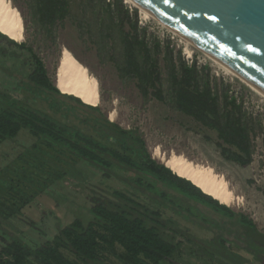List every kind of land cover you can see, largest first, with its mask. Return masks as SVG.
<instances>
[{
  "label": "trees",
  "instance_id": "trees-1",
  "mask_svg": "<svg viewBox=\"0 0 264 264\" xmlns=\"http://www.w3.org/2000/svg\"><path fill=\"white\" fill-rule=\"evenodd\" d=\"M77 1L28 0V6L32 20L51 32L73 17L72 5ZM79 2L83 13L90 10L97 14L99 54L115 65L122 80L135 81L145 100L153 97L216 132V146L227 161L242 167L252 164L256 130H262V124L248 113L244 98L233 94L229 83L212 75L209 65H198L196 59L193 64L186 62L170 41L162 43L149 35L147 28L139 25L137 10L131 13L123 0ZM87 32L92 37V32ZM0 56V147L25 132L36 140L27 154L35 155L44 147L70 157L72 164L65 162L68 169L62 176L70 174L82 181L83 173L75 164H88L102 173L105 181L100 185H105L107 193L90 207H83L84 213L58 235L41 243L12 231L17 230L14 222L34 197L1 181L0 193H9L0 197V264H105L106 254L119 257L124 264H176L174 256L184 252L185 243L199 244L208 258L206 263L264 264V235H259L247 216L235 213L153 159L137 131L122 129L111 123L100 107L62 93L42 59L26 43L0 31ZM6 61L20 62L28 71L8 68ZM29 91L47 97L50 109L77 121L97 137L29 104L24 98ZM102 140L116 143L118 148ZM107 181L112 184L106 185ZM189 203L206 207L220 220L205 217ZM184 220L201 228L206 225L203 229L210 231V237L193 235L191 228L183 227ZM230 222L251 230L259 239L238 233L231 239ZM117 246L123 249L121 254Z\"/></svg>",
  "mask_w": 264,
  "mask_h": 264
},
{
  "label": "rangeland",
  "instance_id": "rangeland-1",
  "mask_svg": "<svg viewBox=\"0 0 264 264\" xmlns=\"http://www.w3.org/2000/svg\"><path fill=\"white\" fill-rule=\"evenodd\" d=\"M9 1L20 11L24 20L25 36L24 41L20 43H26L42 59L55 85L62 50L66 48L82 65L87 67L90 75L98 80L101 102L96 106L100 107L102 114L111 123L119 125L124 130L137 131L145 142L151 157L159 163L164 164L162 157L170 158L177 155L194 164L211 166L225 177L235 193L237 200L228 207L237 214L247 216L254 222L259 235H264V96L262 94L215 63L183 37L149 16L144 10L128 0H123L131 13L137 10L139 25L147 28L149 35L157 37L162 43L170 41L176 52H182L186 62L192 57L199 65H209L212 75L229 83L232 86V93L244 98L245 109L248 113L260 120L262 130H256L253 162L248 167H242L227 161L221 155L220 149L216 146L218 141L216 132L204 128L191 117L170 109L153 97L145 100L137 89L135 81L120 78L115 65L99 54L100 23L97 14L95 15L90 10L83 13L79 0L72 5L71 15L73 17L58 24L51 32H47L40 24L32 20L28 0ZM82 24L90 27L83 29L80 26ZM89 30L92 32V37L87 34ZM24 54L27 55L26 52ZM14 63L15 61H6L5 65L15 71H28V68L20 65V62L13 65ZM26 95L24 98L29 101V104L77 127L82 132L97 137L92 130L85 128L77 121L50 109L47 97L35 96L31 91ZM35 142L34 138L23 132L18 140L5 143L0 147V182H10L25 194L34 197L32 203L22 209V215L14 222L17 230H12L13 233L17 235L22 232L28 238L44 243L58 235L60 229L70 225L83 214V207H90L97 197L107 193H104L105 185H100L105 181L102 173L88 164L78 161L75 164V168L83 173L86 180L82 181L70 174L62 176L68 169L65 162L71 163L73 160L70 157L61 156L55 150L44 149V147L35 155L27 154V149ZM103 142L109 147L118 148L116 143ZM4 169H9L11 172L2 173ZM121 178L128 181L127 177L121 176ZM114 182L116 187H120V183ZM108 184L112 183L107 181L106 185ZM7 193H0V197L7 196ZM189 205L209 219L220 220L221 218L202 205L196 203H189ZM229 224L234 232L231 239L236 233L259 239L254 233L252 236L251 230L240 224L235 222ZM182 225L185 229L191 228L190 233L195 236H201L202 239L210 237V231L203 229L206 225L201 228L185 220ZM178 239L181 238L178 237ZM238 245L244 246L241 242ZM117 248L118 253L121 254L123 249L120 246ZM183 249L184 252L174 256L176 264H217L215 262L206 263L208 258L199 244L185 243ZM105 257V264H124L119 257L114 255L106 254ZM250 264L262 263L251 262Z\"/></svg>",
  "mask_w": 264,
  "mask_h": 264
},
{
  "label": "water",
  "instance_id": "water-1",
  "mask_svg": "<svg viewBox=\"0 0 264 264\" xmlns=\"http://www.w3.org/2000/svg\"><path fill=\"white\" fill-rule=\"evenodd\" d=\"M131 1L220 59L264 96V0Z\"/></svg>",
  "mask_w": 264,
  "mask_h": 264
},
{
  "label": "bare ground",
  "instance_id": "bare-ground-1",
  "mask_svg": "<svg viewBox=\"0 0 264 264\" xmlns=\"http://www.w3.org/2000/svg\"><path fill=\"white\" fill-rule=\"evenodd\" d=\"M128 1L135 4L131 0ZM136 6L139 7L138 5ZM145 12L162 25L168 27L151 13L147 11ZM171 30L174 31L173 29ZM0 31L17 42L24 41L25 24L23 17L20 11L9 0H0ZM174 32L187 40L188 43L195 46V48L200 50L203 54L211 58L215 63L222 66L238 77L241 81L252 87L248 81L233 73V71H231V69H229V67H227V65H225L220 59L199 49L180 33L176 31ZM56 80V86L62 93L72 94L79 97L83 102L93 106H96L101 102L100 84L98 80L95 77H92L87 67L82 65V63L70 52V50L66 48L62 50ZM161 159L164 165L170 168L174 173L189 179L204 192L212 195L215 199L220 201V203L232 206L237 200L235 193L232 191L225 177L216 172L211 166L194 164L191 163V161L189 162V160L187 161L184 157L177 155H173L170 158L162 157Z\"/></svg>",
  "mask_w": 264,
  "mask_h": 264
},
{
  "label": "built area",
  "instance_id": "built-area-1",
  "mask_svg": "<svg viewBox=\"0 0 264 264\" xmlns=\"http://www.w3.org/2000/svg\"><path fill=\"white\" fill-rule=\"evenodd\" d=\"M191 59H190V61L188 60L187 62L189 63V64H193V62H194V58H192V57H190ZM198 65H199V63H198Z\"/></svg>",
  "mask_w": 264,
  "mask_h": 264
}]
</instances>
